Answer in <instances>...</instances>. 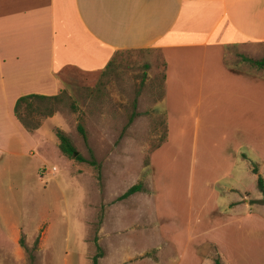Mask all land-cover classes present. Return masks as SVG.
Instances as JSON below:
<instances>
[{"label": "rangeland", "instance_id": "obj_1", "mask_svg": "<svg viewBox=\"0 0 264 264\" xmlns=\"http://www.w3.org/2000/svg\"><path fill=\"white\" fill-rule=\"evenodd\" d=\"M260 46L228 48L225 61L264 76L243 59L264 57ZM112 59L105 75L70 68L60 76L63 106L30 132L34 147L0 140V264H92L95 236L103 250L98 264H264V194L257 188L264 158L244 148L231 156L243 135L234 131L238 119L208 108L195 123L180 116L190 113L182 108L172 112L167 140L160 53L122 50ZM254 127L250 137L259 136ZM58 129L77 155L90 160L91 149L100 169L63 155ZM228 159L244 171L226 174ZM137 183L143 192L118 200Z\"/></svg>", "mask_w": 264, "mask_h": 264}, {"label": "crops", "instance_id": "obj_2", "mask_svg": "<svg viewBox=\"0 0 264 264\" xmlns=\"http://www.w3.org/2000/svg\"><path fill=\"white\" fill-rule=\"evenodd\" d=\"M263 43L264 0H0V140L36 145L13 113L20 96L55 95L70 68L101 72L118 51L152 48L165 74L167 140L173 111L188 108L180 116L197 123L200 110L223 108L243 133L231 156L244 148L264 158V76L225 61L228 48ZM252 125L259 136L250 137ZM225 165L226 174L242 167Z\"/></svg>", "mask_w": 264, "mask_h": 264}, {"label": "trees", "instance_id": "obj_3", "mask_svg": "<svg viewBox=\"0 0 264 264\" xmlns=\"http://www.w3.org/2000/svg\"><path fill=\"white\" fill-rule=\"evenodd\" d=\"M245 61L255 65L258 69L264 70V57L260 59H252V58H243ZM113 59H111L107 65L102 70L101 74L105 75L107 71L113 67ZM164 81H165V74L162 73L161 79V96L160 100L162 101L164 98ZM65 91L60 90L55 95H41V94H28L20 96L14 105L13 113L15 118L19 121L22 127L28 131L32 132L37 130L41 127L43 121L47 118L52 117L60 107L63 106L65 100ZM136 114L134 113L129 122L132 121L133 117ZM80 122L77 123V131L81 135L85 144L87 143V133L83 125V121L81 116H79ZM57 139H58V146L63 155L68 158H75L80 162H86L91 166H94L96 169H100L97 162L94 160L92 150L89 149L91 159L86 160V158L82 157L81 155H74L76 152L75 147L73 146L69 137L61 130L56 131ZM166 141V138L164 139ZM163 141V142H164ZM254 173L258 174L257 169H254ZM257 188L261 193H264V180L260 174L257 175ZM144 188L141 183H137L129 187L121 196L118 197V200L125 199L137 192H143ZM261 203H264V199L260 200ZM102 223V214L99 215V220L97 223V227ZM94 243L96 247V253L92 257V264H98L99 258L103 256V250L101 246L97 242V237H94ZM216 264H221L217 259L215 260Z\"/></svg>", "mask_w": 264, "mask_h": 264}, {"label": "water", "instance_id": "obj_4", "mask_svg": "<svg viewBox=\"0 0 264 264\" xmlns=\"http://www.w3.org/2000/svg\"><path fill=\"white\" fill-rule=\"evenodd\" d=\"M74 155H77V152H75Z\"/></svg>", "mask_w": 264, "mask_h": 264}]
</instances>
